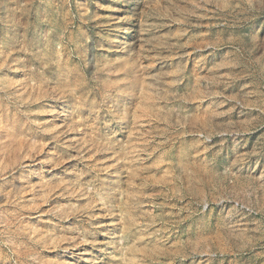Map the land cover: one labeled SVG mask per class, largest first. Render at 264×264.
Listing matches in <instances>:
<instances>
[{
  "label": "rangeland",
  "instance_id": "374dc122",
  "mask_svg": "<svg viewBox=\"0 0 264 264\" xmlns=\"http://www.w3.org/2000/svg\"><path fill=\"white\" fill-rule=\"evenodd\" d=\"M0 264H264V0H0Z\"/></svg>",
  "mask_w": 264,
  "mask_h": 264
}]
</instances>
